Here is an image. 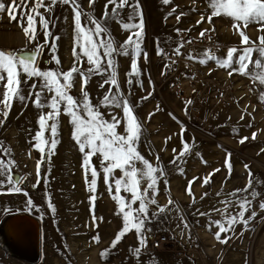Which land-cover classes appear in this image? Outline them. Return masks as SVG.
<instances>
[{
    "label": "rangeland",
    "instance_id": "1",
    "mask_svg": "<svg viewBox=\"0 0 264 264\" xmlns=\"http://www.w3.org/2000/svg\"><path fill=\"white\" fill-rule=\"evenodd\" d=\"M4 2L7 5L10 0ZM49 2L45 0L46 5ZM34 3L35 0H29L28 7H33ZM78 3L85 13L89 11V0H78ZM105 3L106 0H96L93 9L97 18L101 17ZM139 4L145 25L142 47L147 52V58L143 54L138 58L141 75L129 77L132 50H129L128 57H116L117 77L120 90L133 102L136 115L143 123L138 150L153 166L163 168L167 173L158 182V191L150 193L158 203L150 205L149 215L162 206L166 207V211L146 224L151 231L141 256L135 258L130 251V248L138 246L137 233L132 231L122 238L106 259L101 258V252L110 248L121 229L122 217L118 215V205L112 198L115 189L111 192L108 190L97 156L92 157V164L100 173L94 193L89 191L91 176L85 178L81 166L82 154L77 145L63 149L57 145L50 158L45 156L38 174L37 161L42 157L31 147V137L38 127L37 116L41 110L36 109L31 101H28L27 107L13 102L6 123L0 126V141L11 148L12 158L17 162L18 167L13 168L14 176L18 179L27 175L22 187L27 197L34 201V207L32 210L27 209L24 194L0 195V223L18 212V207L10 208L15 203L21 204L24 214L34 216L41 225L43 259L38 264H264V209L259 207V203L264 202V103L258 99L257 91L251 90L253 86L247 77L235 73L229 77L228 71L218 68L211 61L206 65L196 61L192 64L193 68H190L186 53L187 41H203L207 34L200 38L199 33L213 25V35L219 40V55H224L229 46H240L241 37L234 33L230 18L213 17L212 25L207 23L205 0H170L167 5L162 0H139ZM111 8L109 5V12ZM173 8L175 12L169 15ZM40 11L52 21L49 30L53 36L48 38V44H57L55 55L61 61L59 66L54 61L48 63L54 53L50 47H45L43 55L38 58L40 67H59L67 71L73 64L71 9L67 5L57 4L51 13H46L44 8ZM127 12L128 9H125V19ZM202 13L205 22L197 24ZM85 20L86 16L82 17V22ZM107 23L118 44L126 40L129 32L123 30L118 21L109 19ZM35 27L37 42L44 43L39 17H36ZM177 28L191 31L177 32ZM257 28L258 25L253 24L245 30L253 41L264 35ZM55 36L60 39L55 41ZM182 41L184 47L177 55L174 49ZM35 43L29 44L18 24L10 22L6 13H0V48L24 49L27 46V49H31ZM159 49L163 50L162 54ZM204 49L202 46L198 55ZM83 67L87 68V64ZM107 75H93L89 81L86 90L93 103H97L109 87H99ZM218 77L227 79L225 81L230 83L228 85L234 87V98L230 104L211 112L210 107L208 111L198 104L194 88L198 78ZM128 79H132L131 84L127 83ZM32 82L39 84V81L29 83ZM80 88V78L77 77L70 93L77 100L81 99ZM3 91L4 88L0 86V94ZM27 91L25 88L26 95ZM145 96L148 97L146 100L143 99ZM61 111L59 136L63 124L69 121V117L63 114V105ZM101 111L107 119L119 110L101 108ZM150 113L154 114L149 118ZM0 120H4L2 112ZM182 128L184 131L181 135ZM117 130L123 133V123ZM253 133L256 134L255 139L252 138ZM244 137L248 139L241 144L239 141ZM184 142L190 144L191 151L176 164L171 163L182 151ZM228 153H231L230 158ZM227 163L231 164V174ZM178 168L184 169L183 174ZM249 171L258 195L249 196L253 204L245 218L251 216L253 210L257 216L249 221L248 227L237 224L233 231L221 233V240L230 237L227 243H221L216 239L218 227L213 221L223 217L213 208L223 209V202L230 199L233 201V204L228 205L230 212L235 214L239 210L235 204L236 197L229 194L246 186ZM114 175L120 177V170L117 169ZM205 179H209V182L204 183ZM190 181L191 195L187 191ZM91 195L96 196L95 201L90 199ZM121 195L127 197L130 194L122 191ZM169 199L174 204L170 205ZM177 208L181 211L177 212ZM201 212L207 215H200ZM23 230H26L25 225L16 233L21 234ZM158 233L166 236L169 243L163 250L153 251L150 240ZM96 236L100 237L99 242L94 239ZM12 255V252L0 247L1 264H30Z\"/></svg>",
    "mask_w": 264,
    "mask_h": 264
},
{
    "label": "snow or ice",
    "instance_id": "2",
    "mask_svg": "<svg viewBox=\"0 0 264 264\" xmlns=\"http://www.w3.org/2000/svg\"><path fill=\"white\" fill-rule=\"evenodd\" d=\"M205 2L207 4L205 11L208 13L207 23L212 25L213 17L230 18L233 21L234 33L241 37L240 46H229L224 55H219L218 46L214 44L213 48L204 49L198 56L189 54L187 58L198 60L199 63L205 65L210 61L214 62L218 68L228 71L229 77L234 73L247 77L253 86L251 90L257 91L258 99L264 103V35H260L257 41H253L245 31L250 25L255 24L258 25L257 31L264 33V0H205ZM95 3L96 0H89V11L85 13L78 0H50L47 5L45 0H35L34 6L31 8L28 7L29 0H10L7 5L4 0H0V13H6L10 22L15 21L18 24L28 38L29 44L36 42L31 49H27V46L24 49L0 48V86L4 88L3 93L0 94L2 96L0 105L3 106L0 112L4 117V120H0V126L6 123L14 101L21 103L23 107H27L28 101H31L36 109L41 110L37 116L38 127L31 137V147L38 151L42 157L37 161L39 174L40 165L44 162L45 156L50 158L60 142L59 118L62 114L61 105H63V114L69 117V123L73 127L72 139L82 154L81 166L85 178L91 176L88 183L89 191L95 192L100 175L97 167L92 164V157L97 156L108 190L111 192L113 188L115 189L112 198L118 205V215L122 217L121 229L115 235L110 248L101 252V258L106 259L122 238L132 231L137 233L138 246L130 248V251L135 258H139L142 249L147 246L148 233L151 231L146 227V224L166 211V207L162 206L151 216L149 215L150 205L158 203L155 196L150 193L158 191V182L167 175L163 168L153 166V163L138 150L143 133V123L136 115L133 102L120 90L117 77L118 62L116 57H128L130 49L133 58L128 76L139 77L141 75L138 58L141 57V54L147 58V52L142 47L145 27L143 12L139 0H106L102 15L97 18L93 9ZM162 3L167 5L170 0H162ZM57 4L69 6L73 16V64L67 71L59 67L42 69L38 59L43 55V49L50 47L54 54L48 63L54 61L57 66L61 63L59 57L55 55L58 49L57 44H48V38L53 36L49 30L52 21L45 17L44 12L40 11L41 8H44L46 13H51ZM109 5L112 6L111 12L108 11ZM125 9H128L126 19L124 18ZM174 12L175 8L169 15ZM85 16L86 20L82 22V17ZM36 17H39L45 37L44 43L37 42ZM109 19L118 21L122 29L129 32L126 40L122 43L118 44L114 39L107 23ZM177 22H179V16H177ZM204 22L205 15L202 13L197 24ZM176 31H191V29L177 28ZM214 33L213 25L211 28L201 30L199 36L204 38L207 34V39L212 41ZM53 39L58 41L60 37L55 36ZM187 43H192V41H187ZM183 47L184 42L182 41L179 47L174 49V52L179 55ZM158 51L163 53L162 49ZM254 54L255 59H253ZM85 63L87 68L83 67ZM104 73L108 75L99 87L105 88V85H109V87L105 89L101 99L97 103H93L86 90L87 85L93 75H103ZM22 77L23 79H21ZM77 77L80 78L81 83L80 100L70 94ZM30 81H39V84L29 83ZM127 83L131 84L132 79H128ZM25 88L28 90L27 95ZM45 93L49 95L46 96ZM147 98V96L143 97L145 100ZM187 103H191V101ZM101 108H113L119 111L110 114V118L106 119ZM45 109L47 111H44ZM153 114L150 113L149 118ZM50 121L51 123H49ZM121 123L124 126L123 133L117 130ZM183 131L182 128L181 135ZM255 136L256 134L253 133L252 138L255 139ZM247 139L244 137L239 142L243 144ZM175 151L173 149L174 153ZM190 151V144L184 142L182 151L174 157L171 163L176 164ZM230 156L231 153H228L229 158ZM12 157L11 148L6 147L4 142L0 141V195L24 194V204L28 210H32L34 201L27 197V192L22 187L27 175L20 176L18 179L14 176L13 168L18 165ZM156 159L159 160V156ZM227 167L231 174V164L227 163ZM245 167L248 168V165ZM117 169L121 172L120 177L114 175ZM178 171L183 174L184 169L178 168ZM248 175L249 180L246 186L229 194L236 197L235 204L238 205L239 210L235 214L229 210L228 205L233 204L230 199L223 202L225 204L223 209L213 208V211L220 213L223 217V219L213 221L218 227L215 234L216 239L221 243H227L230 239L226 236L221 240V233L233 231L237 224L248 227L249 221L257 216L256 211L253 210L251 216L245 218V214L249 212L253 204L249 196L256 197L258 195L253 187L251 171ZM208 182L209 179H205L204 183ZM191 184L190 181L187 189L190 195ZM122 191L130 195L127 197L121 195ZM240 193H248V195L241 196ZM204 195L206 196L207 193ZM90 199L95 201L96 196L91 195ZM168 203L171 205L174 204V201L169 199ZM259 207L264 209V202H260ZM52 210L55 211V208ZM7 211L11 212L10 209ZM176 211L181 210L177 208ZM200 215L207 214L201 212ZM184 227L187 228V224ZM94 239L99 242L100 237L96 236Z\"/></svg>",
    "mask_w": 264,
    "mask_h": 264
},
{
    "label": "bare ground",
    "instance_id": "3",
    "mask_svg": "<svg viewBox=\"0 0 264 264\" xmlns=\"http://www.w3.org/2000/svg\"><path fill=\"white\" fill-rule=\"evenodd\" d=\"M193 63L194 62L189 60L190 68H193ZM221 79L227 80L225 78ZM224 103L230 104L231 102L224 101L221 104ZM200 105L206 109L205 106H203L202 104ZM61 129L62 130L59 136L60 142L58 143V146L62 149L66 148V146H76V143L74 142V140L72 139V135L70 134L73 132V127L69 123V121L65 122ZM98 165H100L99 160ZM15 207H18V212H16V214L10 215L9 217H6L0 223V247L4 249V251L7 250L10 253L12 252L13 258L30 264H38L43 259V252L40 246L41 225L33 215L28 213L24 214V211L21 208V204L15 203L10 208ZM23 225H25L26 230H23L21 234L16 233L17 230L21 229Z\"/></svg>",
    "mask_w": 264,
    "mask_h": 264
},
{
    "label": "built area",
    "instance_id": "4",
    "mask_svg": "<svg viewBox=\"0 0 264 264\" xmlns=\"http://www.w3.org/2000/svg\"><path fill=\"white\" fill-rule=\"evenodd\" d=\"M219 45L218 38L212 34V41L207 39V36L203 39V41L194 40L192 43H188L186 45V53L187 55L192 54L194 56H198V51L201 50V47L204 46L206 48H213V45ZM191 52V53H190ZM192 62H196L198 60H190ZM198 84L194 88V94H196V100L200 104L206 107L209 111V107L212 109L211 112L217 111L220 106H224L227 103L221 104L224 101H231L234 98V87L229 86L227 81L218 78H198ZM150 247L153 251H161L163 248L169 243L168 238L164 236L162 233L156 234L150 240Z\"/></svg>",
    "mask_w": 264,
    "mask_h": 264
}]
</instances>
